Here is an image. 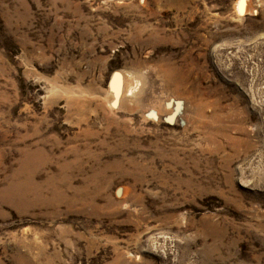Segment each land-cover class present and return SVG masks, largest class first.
Returning a JSON list of instances; mask_svg holds the SVG:
<instances>
[{
  "label": "rangeland",
  "instance_id": "1",
  "mask_svg": "<svg viewBox=\"0 0 264 264\" xmlns=\"http://www.w3.org/2000/svg\"><path fill=\"white\" fill-rule=\"evenodd\" d=\"M0 264H264V0H0Z\"/></svg>",
  "mask_w": 264,
  "mask_h": 264
},
{
  "label": "bare ground",
  "instance_id": "2",
  "mask_svg": "<svg viewBox=\"0 0 264 264\" xmlns=\"http://www.w3.org/2000/svg\"><path fill=\"white\" fill-rule=\"evenodd\" d=\"M117 73H118V72H117ZM117 73H115L114 76H113V80H112V85H113V86H114V84L116 83V82H115V81H116V78L118 77V76H117V75H118ZM123 78H124V77H123ZM125 79L127 80L126 77H125ZM131 79H132V78H131ZM118 80H119V79H118ZM125 82H126V81H125ZM122 83H123V82H122ZM126 84H127V83H126ZM129 85H130V84H129ZM113 86H112V87H113ZM125 86H126V85H125ZM125 86H124V87H125ZM137 86H138V85H137ZM126 87L128 88V86H126ZM130 87H132V86H130ZM113 88H114V87H113ZM121 88H122V86L120 87V89H121ZM127 88H126V89H127ZM132 88H133V87H132ZM118 89H119V88H118ZM113 90H114V89H113ZM123 90H124V89H123ZM129 90L132 92V89H131V88H130ZM130 91H129V92H130ZM112 92H114V94H118V95L120 94V91H118V90H116V93H115V91H112ZM123 92H125V91H123ZM127 92H128V91H127ZM133 92H135V91H133ZM122 94H124V93H122ZM116 96H117V95H116ZM119 98H120V97H119ZM170 120H171V119H170Z\"/></svg>",
  "mask_w": 264,
  "mask_h": 264
}]
</instances>
